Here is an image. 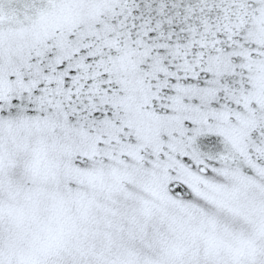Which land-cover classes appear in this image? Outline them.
Wrapping results in <instances>:
<instances>
[{"label":"snow or ice","instance_id":"6c2138e0","mask_svg":"<svg viewBox=\"0 0 264 264\" xmlns=\"http://www.w3.org/2000/svg\"><path fill=\"white\" fill-rule=\"evenodd\" d=\"M0 264H264V0H0Z\"/></svg>","mask_w":264,"mask_h":264}]
</instances>
